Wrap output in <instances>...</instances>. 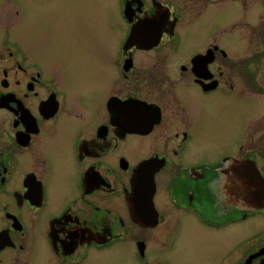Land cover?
<instances>
[{
	"label": "flooded vegetation",
	"instance_id": "obj_1",
	"mask_svg": "<svg viewBox=\"0 0 264 264\" xmlns=\"http://www.w3.org/2000/svg\"><path fill=\"white\" fill-rule=\"evenodd\" d=\"M42 3L0 28V264H264V0Z\"/></svg>",
	"mask_w": 264,
	"mask_h": 264
},
{
	"label": "rangeland",
	"instance_id": "obj_2",
	"mask_svg": "<svg viewBox=\"0 0 264 264\" xmlns=\"http://www.w3.org/2000/svg\"><path fill=\"white\" fill-rule=\"evenodd\" d=\"M0 0V28L9 25V18L13 15L12 5H20L23 8L22 19L32 18L42 20L43 17V3L45 0Z\"/></svg>",
	"mask_w": 264,
	"mask_h": 264
},
{
	"label": "water",
	"instance_id": "obj_3",
	"mask_svg": "<svg viewBox=\"0 0 264 264\" xmlns=\"http://www.w3.org/2000/svg\"><path fill=\"white\" fill-rule=\"evenodd\" d=\"M154 187V182L148 180H142L140 171H137L133 180V188L134 189H143Z\"/></svg>",
	"mask_w": 264,
	"mask_h": 264
}]
</instances>
